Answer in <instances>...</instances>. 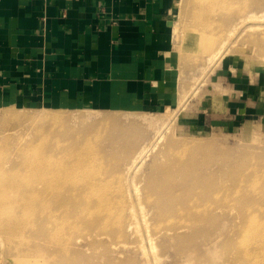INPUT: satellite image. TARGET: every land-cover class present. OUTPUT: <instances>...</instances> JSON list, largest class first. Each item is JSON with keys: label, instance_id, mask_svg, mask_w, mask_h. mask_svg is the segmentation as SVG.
Wrapping results in <instances>:
<instances>
[{"label": "rangeland", "instance_id": "374dc122", "mask_svg": "<svg viewBox=\"0 0 264 264\" xmlns=\"http://www.w3.org/2000/svg\"><path fill=\"white\" fill-rule=\"evenodd\" d=\"M185 1L177 4L168 22L169 75L173 82L169 105L135 112L81 106L55 109L37 104L0 106V165L4 163V171H10V165L20 160L17 151L26 149L37 132L43 130L44 122H32L35 117L46 113L87 116L89 121L67 122L65 138L71 141L70 145L78 141L77 147H82V140L88 134L84 132L94 126L99 134L90 143L100 154L97 179L108 181V187L113 184L115 190L124 189L129 196L128 205H133L139 215L141 204L140 213L147 210L145 221L149 219L145 228L137 216V233L127 230L124 238L118 239L114 234L106 243L99 236L97 255L107 254L108 246L114 251L112 260L124 258L123 264H192L188 257H193L194 264H250L240 257V247H245L251 251V258L260 257L252 264H264V243L260 245L259 238L264 230V5L241 8L229 2V7L223 6L209 14L200 12L199 2L187 0L184 4ZM249 13L256 15V20L238 23L240 16ZM198 14H209L210 19L202 27L194 18ZM196 28L199 33L194 37ZM107 118H115L123 126L105 127ZM240 182L252 183L253 189L236 193ZM203 194L214 206L210 213H191L196 233L191 236L190 245L184 239L187 232L178 213L171 216L162 213L158 217L156 208L149 207L144 200L176 197L168 207L174 210L178 199ZM217 203L222 205V211L216 209ZM168 204L171 203H163L161 207ZM126 210L124 217L128 218ZM10 212L6 211L8 216L12 215ZM153 226L161 233L168 230L166 235L162 234L163 238L175 235L170 229H182L178 234L183 241H171L162 249L158 234L153 240L156 248L152 250L146 236L155 230ZM28 233L36 237L37 240L30 237L33 242H45L41 226L35 230L29 228ZM245 233L250 234L243 237ZM0 238V264H16L11 259L22 258L17 248L24 247L23 243L32 244L25 237L5 235L1 230ZM188 248L190 255L186 256ZM174 257L179 263H174Z\"/></svg>", "mask_w": 264, "mask_h": 264}, {"label": "crops", "instance_id": "0c3cea01", "mask_svg": "<svg viewBox=\"0 0 264 264\" xmlns=\"http://www.w3.org/2000/svg\"><path fill=\"white\" fill-rule=\"evenodd\" d=\"M180 0H0V106L124 112L171 103Z\"/></svg>", "mask_w": 264, "mask_h": 264}, {"label": "bare ground", "instance_id": "6f19581e", "mask_svg": "<svg viewBox=\"0 0 264 264\" xmlns=\"http://www.w3.org/2000/svg\"><path fill=\"white\" fill-rule=\"evenodd\" d=\"M196 1L200 3L198 7L201 10L200 12L208 11L209 14L210 11L220 10L223 6L229 7V2L231 5H239L241 8L264 5V0ZM186 2L187 0L184 4ZM181 4L183 3L181 2ZM192 8L191 10H193ZM207 15L200 16L198 14L194 16L198 21V26H201V24L206 23L210 19ZM254 18H257V16L249 13L240 16L237 21L238 23H242L251 19L256 20ZM193 26L192 23L191 28ZM198 26L197 28L199 29ZM205 27L208 26L205 25ZM197 28L193 31L194 37L199 33ZM230 31L232 32V30ZM205 35L207 36V34ZM222 41L224 43V40ZM218 50H221V47ZM216 51L214 52L215 54ZM211 54L209 55L210 57ZM215 54L212 56L213 59L216 57ZM89 120L90 118L87 116L69 117L49 113L35 117L32 122H44L45 127L41 128L43 130L37 132L38 135L34 137V140L26 149H19L17 151L20 160L17 159L14 161L15 163L10 165L8 168L10 171H4V163L0 165V230L5 235L25 237L26 240L32 243L31 245L30 243H23L24 247L19 246L17 252L22 258L11 259L12 262L14 261L16 264H118L117 260L119 261L121 257L118 259L113 258L112 260L111 252L114 251L106 246V244L104 245L106 246L107 250L105 252L107 254H96V249L101 244L98 241L99 236H103L104 240L106 239L105 242L108 243L114 234L118 239L124 238L125 231L127 230H132V234H135L138 230L136 228L139 226L137 216L141 218L143 226L145 228L148 227L149 219L148 222L145 221V212L147 210L140 213L142 212L141 204L139 205L141 210H139V215H137L135 213L137 212L136 208L130 203L128 205L129 196L123 191L124 189L115 190L117 187L114 188L113 184L108 187V181L97 179L99 177L97 162L100 160V154L99 151L97 153L94 149V144L90 143L91 139L97 137L99 134L97 130L93 129L94 126L84 132L88 134L82 140V147H77L78 141H74L72 142L74 145H70L71 141L65 138L67 136L64 131L69 129V126L65 125L67 122H85ZM104 120L106 123L105 127L110 125L123 126V123L115 118ZM159 138H161V135ZM74 139L78 140V136H75ZM162 168L163 170L167 169V167L166 169L165 167ZM190 170L191 167L185 170V172ZM251 185L253 184L244 185L240 182V185L238 184L235 188L236 193L241 192L242 189L246 191L252 190L253 186L251 188ZM172 199H176V197L166 199L161 197L153 199L150 197L144 198L146 205L153 209L156 208L157 211L155 213L158 217H162V213H167L165 214L166 216L178 213L182 217L181 222L185 225L184 229L187 232V236L184 239L190 245L191 236L194 237V233H196L191 213H210L214 205L209 203V200L203 194L201 196L178 199L179 203L176 209L173 210L168 208L175 202ZM166 202H170L171 204L162 208L161 206ZM216 205V209L222 211V205L219 203ZM8 210L11 211V216H8L9 213H6ZM125 210L129 213L128 218L124 217ZM205 217L204 215L203 218ZM151 219L153 218L151 217ZM40 226L44 230L42 240H45V242L43 244L33 242L31 239L37 240L36 237L28 233L29 228L35 230L38 227L40 228ZM153 227L155 230L146 236L152 250L156 248L153 240L158 234L162 238L160 245L162 249L167 247V243H171V241H183L182 235L178 234V231L182 229H170L175 235L171 236V238L169 236L164 237V240L162 234L166 235L168 230L165 229L161 233L157 226ZM252 227L253 224L251 225V229ZM246 234L250 233L243 234V237ZM30 237L32 238L30 239ZM259 238L261 245L264 243V230L263 235L260 234ZM0 241L2 242L1 238ZM257 243L259 244V242ZM121 252L124 254L128 253L127 250H122ZM182 252H184L183 249ZM249 252L251 251L248 248L240 247L241 260L252 264L257 258H260L256 254V257L251 258ZM189 253L188 248V252L185 255L189 256ZM173 255L176 256L175 252H172ZM180 255H183V253ZM191 259L193 257H188V261L194 264V261ZM124 261L126 259L123 258V261L119 262L123 264ZM173 261L174 263H179V259L176 257H174Z\"/></svg>", "mask_w": 264, "mask_h": 264}]
</instances>
